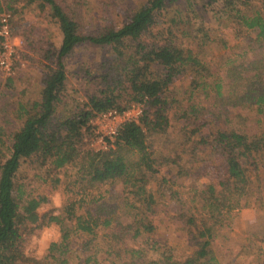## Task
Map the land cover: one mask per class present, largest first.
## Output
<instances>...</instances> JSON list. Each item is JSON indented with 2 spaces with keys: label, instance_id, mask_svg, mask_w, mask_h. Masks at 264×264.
<instances>
[{
  "label": "trees",
  "instance_id": "1",
  "mask_svg": "<svg viewBox=\"0 0 264 264\" xmlns=\"http://www.w3.org/2000/svg\"><path fill=\"white\" fill-rule=\"evenodd\" d=\"M17 1L20 6L33 4L45 9L55 21L60 37L57 48L50 53L52 60L44 65L37 98L28 106L18 104L17 119L10 132L0 125V264L23 262L24 229L27 223H36L41 218L36 208L42 197L24 194L16 182L27 159L52 169L75 161L79 179H86L89 184L119 179L142 204L137 213L139 227L133 233L152 230L154 200L145 185L155 166L148 138L151 133L161 132V117L174 100L168 94L170 86L175 78L186 73L191 75L190 87L184 91L186 104L180 105L178 116L186 119L184 126H190L188 135L192 132L200 143L213 144L221 158L222 175L217 179V187L208 183L196 191L202 200L200 208L212 218L202 216L197 221L194 216L185 217L192 249L181 259L160 253L150 264H219L211 246L219 223L213 210L225 208L229 196L237 200L245 186L254 180L252 174L257 176L258 170L264 168V126L252 131L243 122L244 117L234 120L231 115L236 107L253 108L264 114V1L243 0L241 6H230L233 15L227 13L226 18H230L237 33L256 29L254 39L248 37L252 53L226 55L213 68L178 42L172 30L166 29L164 33L158 30L149 35L157 13L164 15L173 0H143L127 18L87 33L80 31L77 9L86 0H0V12L7 10L11 15ZM175 12L181 23L180 33L184 35L188 31L184 24L187 26L189 18L178 10ZM203 33L207 37L206 31ZM83 42L109 46L111 57L97 61L98 73L90 74H94L93 83L97 87L87 91L86 100L74 99L69 110L57 115L56 103L61 99L66 77L65 58ZM120 88L130 97L125 103L119 101ZM143 96L141 114L136 120L119 125L113 147L95 150L83 146V131L91 132L87 120L94 112L111 107L120 110L129 101ZM214 201L217 202L211 209ZM76 206V202L69 201L60 211L62 214L50 213L45 217L46 224H57L59 237L48 243L43 258L32 259L33 264H79L78 256L75 263L71 260L76 258L72 233L93 235L99 223H110V217L100 219L98 214L77 213ZM129 251L136 253L134 249ZM88 260L86 256L82 261Z\"/></svg>",
  "mask_w": 264,
  "mask_h": 264
},
{
  "label": "rangeland",
  "instance_id": "2",
  "mask_svg": "<svg viewBox=\"0 0 264 264\" xmlns=\"http://www.w3.org/2000/svg\"><path fill=\"white\" fill-rule=\"evenodd\" d=\"M142 1L86 0L77 7L80 31L92 32L103 24L125 19ZM241 1L173 0L163 11L164 15L157 13L149 35L156 34L158 30L163 33L166 29L172 30L178 42L195 51L211 68L226 55H249L252 52L248 37L254 39L256 29L237 33L230 18H226L227 13L233 15L230 6L234 7ZM249 1L259 3L264 0ZM190 3L192 10L189 9ZM20 4V1L14 3L16 10L9 21L15 43V52L10 57L13 73L7 74L0 67V125L8 132L15 126L18 104L28 106L32 99L37 98L44 65L52 60L50 53L57 48L60 37L55 21L45 9H38L33 4ZM175 10L189 18L187 26L184 24L188 29L184 35L180 33L181 23ZM203 31L207 37L203 36ZM105 57H111L109 46L83 42L65 58L66 77L61 99L56 103L57 115L69 110L74 99L85 101L87 91L97 87L93 83L94 74H90L96 71L97 61ZM7 78L11 79L10 83H7ZM190 78L191 75L186 73L173 80L168 94L174 100L161 117L162 130L151 133L148 138L155 166L145 185L154 200V211L150 216L152 230L133 233L135 227H139L137 213L142 204L122 186L119 179L89 184L86 179H79L75 161L52 169L27 159L16 182L24 194L42 197L36 208L41 218L36 223H27L21 241L24 260L18 264H33L32 259L43 258L48 243L59 237L57 224H46L45 217L50 213L62 214L60 211L69 201L77 203V213L98 214L100 219L110 217V223H99L93 235L72 233L76 257L71 259L72 263L78 256L79 264H91V261L95 264H150L160 253L181 259L192 249L190 226L185 217L194 216L197 221L202 216L212 218L200 208L202 200L196 191L204 189L208 183L217 187V179L222 175V162L213 144L200 143L199 137L192 132L188 135L190 126H184L186 119L178 116L180 105L186 104L184 91L190 87ZM119 91L116 90L120 93V103L128 101L130 97L126 92L122 88ZM231 115L234 120L244 117L243 122L252 131L264 126V114L253 108L236 107ZM82 139L86 149L100 147L92 132L83 131ZM2 152L6 151L3 149ZM257 173V176L252 174L254 180L245 186L237 200L229 196L230 201L224 202L227 204L225 208L213 210V217L219 223L211 246L219 264H264L263 166ZM129 249L136 250V253ZM86 256L89 260L83 262Z\"/></svg>",
  "mask_w": 264,
  "mask_h": 264
},
{
  "label": "built area",
  "instance_id": "3",
  "mask_svg": "<svg viewBox=\"0 0 264 264\" xmlns=\"http://www.w3.org/2000/svg\"><path fill=\"white\" fill-rule=\"evenodd\" d=\"M10 16L7 10L0 12V67L7 74L13 73L10 57L15 52L14 37L9 25ZM144 102L145 96L140 100L129 101L120 110L111 107L101 112H94L87 120L95 141L100 143V147L94 149L106 150L113 147L114 136L119 125L126 120H136L142 112Z\"/></svg>",
  "mask_w": 264,
  "mask_h": 264
}]
</instances>
